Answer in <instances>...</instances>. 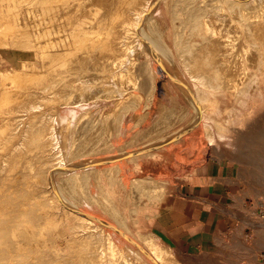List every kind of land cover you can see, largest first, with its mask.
I'll return each mask as SVG.
<instances>
[{"label":"rangeland","instance_id":"obj_1","mask_svg":"<svg viewBox=\"0 0 264 264\" xmlns=\"http://www.w3.org/2000/svg\"><path fill=\"white\" fill-rule=\"evenodd\" d=\"M262 3L0 0V264H264ZM171 144L211 167L184 217L157 173Z\"/></svg>","mask_w":264,"mask_h":264},{"label":"crops","instance_id":"obj_2","mask_svg":"<svg viewBox=\"0 0 264 264\" xmlns=\"http://www.w3.org/2000/svg\"><path fill=\"white\" fill-rule=\"evenodd\" d=\"M171 147H173L172 144L166 146L167 150L165 151L167 152L164 154L166 161L171 162V164L164 166L165 168L157 173L160 174L159 178H162L161 182H164L173 191L179 192L177 198L183 199L184 202L179 205L178 209H175V212L184 217L188 213L189 200H193L192 202L197 201L201 206L204 204V195L209 193L211 189V167L207 157L202 155L201 150L200 152L194 149L188 150L189 146H187L173 149V151L169 150ZM170 151L171 153H169ZM185 179L193 181L196 186H187L180 182ZM191 192H193V195Z\"/></svg>","mask_w":264,"mask_h":264},{"label":"bare ground","instance_id":"obj_3","mask_svg":"<svg viewBox=\"0 0 264 264\" xmlns=\"http://www.w3.org/2000/svg\"><path fill=\"white\" fill-rule=\"evenodd\" d=\"M262 2H263L262 4H264V0H262ZM262 7H263V6H262ZM263 8H264V7H263ZM263 8H262V9H263ZM145 9H146V8H145ZM144 11H145V10H144ZM134 13H135V12H134ZM146 14H147V13H144V12H143V13H135V14L131 15V16H133V17H132V22H129V21H128V20H129L128 18H127L128 20H127V19L124 20V18H123V20H122V22H121V23H122V26H119V28L121 27V30H123V31L121 32V31L119 30V32H120V34L124 32V33H123L124 36H123V34H122V35L120 36V39L123 38V41L129 40V39L131 40V39L134 38V37H133V36H135L134 34L137 35L138 33L142 32V31H141V30H143V29H142V24L144 23V20H145V18H146ZM125 16H126V15H125ZM127 16H128V14H127ZM147 16H148V15H147ZM128 17H129V16H128ZM129 18H130V17H129ZM120 19H121V18H120ZM116 21H117V20H116ZM120 21H121V20H120ZM226 22H227V21H226ZM228 22H230V21H228ZM115 24H116V22H115ZM144 24H146V23H144ZM215 25H216V24H215ZM260 25H261V24H260ZM117 26H118V25H117ZM213 26H214V24H213ZM255 26H256V25H255ZM257 26H258V24H257ZM262 26H263V24H262ZM219 27H220V25H219ZM219 27H218V29H219ZM115 28H116V27H115ZM119 28H118V29H119ZM216 28H217V26H216ZM260 28H261V27H260ZM263 28H264V27H263ZM207 29H208V28H207ZM254 29H255V28H254ZM213 30H214V29H213ZM256 30H258V29H256ZM233 31H234V30H233ZM261 31H262V28H261ZM263 31H264V30H263ZM263 31H262V32H263ZM235 32H236V31H235ZM254 32H255V31H254ZM217 33H219V32H217ZM217 33L214 34V32H213L214 35H216ZM257 33H258V32H257ZM263 33H264V32H263ZM230 34H231V33H230ZM261 34H262V33H261ZM218 35H219V34H218ZM218 35H217V36H218ZM220 35H221V36H220ZM220 35H219V37H217V36H216V37H217L218 39H221V38H222V34H220ZM233 35H234V33H233ZM233 35H231V36H232L231 39L229 38L230 41H227V40H225V41L230 42V43H232V42H235V43H236V38H238V37H237V33H236V36H235V35L233 36ZM259 35H260V34H259ZM262 35H264V34H262ZM122 36H123V37H122ZM137 36H141V35L138 34ZM238 36H239V35H238ZM121 37H122V38H121ZM135 37H136V36H135ZM214 37H215V36H214ZM258 37H259V36H258ZM120 39H119V40H120ZM135 39H137V38H135ZM135 39H133V40L131 41V43H133V44H127V41H126V45H125L124 42L121 41V43L123 44V45L121 46V47H122V50H121V51L123 52V50H124L123 53H124L125 56L123 57V56L121 55V57H123V58H122L121 62H119V63H120V66H121L122 64L124 65V63L126 64V63L128 62V61H126V60H127V58H128V54L131 53L132 51H134V50H133L134 43H136L137 41H140V40L135 41ZM139 39H140V38H139ZM143 39H144V38H143ZM226 39H227V38H226ZM262 39H263V38H262ZM146 40H147V39H146ZM146 40H145V41H146ZM213 40H214V39H213ZM223 40H224V38H223ZM134 41H135V42H134ZM152 41H153V40H152ZM140 42H141V41H140ZM223 42H224V41H223ZM237 42H238V41H237ZM263 42H264V41H263ZM115 43H117V42H115ZM137 43H138V42H137ZM137 43H136V44H137ZM157 43H158V42H157ZM235 43H234V44H235ZM118 44H120V43H118ZM143 44H144V43H143ZM158 44H160V43H158ZM225 44H226V43H225ZM236 44H237V43H236ZM240 44H241V43H240ZM110 45H112V44H110ZM116 45H117V44H116ZM229 45H230V44H227V45H226L227 48H228ZM231 45H232V44H231ZM231 45H230V46H231ZM114 46H115V45H114ZM135 46H136V45H135ZM159 46H160V45H159ZM162 46H163V45H162ZM222 46H223V45H222ZM226 46H224V47H226ZM234 46H235V45H234ZM237 46H238V45H237ZM115 47H116V46H115ZM121 47H120V48H121ZM163 47H164V46H163ZM163 47H162V48H163ZM238 47H239V46H238ZM238 47H237V48H238ZM110 48H112V47L109 46V49H110ZM118 48H119V47H118ZM135 48H136V47H135ZM135 48H134V49H135ZM162 48H161V49H162ZM231 48H232V46H231ZM158 49H159V47H158ZM245 49H246V48H244V50H245ZM118 50L120 51V49H118ZM118 50H117V51H118ZM235 50H236V49H235ZM235 50H234V51H235ZM239 50H240V49H239ZM244 50H243V51H244ZM113 51H114L113 54H117V53H115L116 50H113ZM117 51H116V52H117ZM121 51H120V52H121ZM158 51H161V50L159 49V50H157V52H158ZM247 51H248V49H247ZM61 52H62V51H60V53H61ZM111 52H112V49H111ZM231 52H233V48H232V51H231ZM236 52L238 53V51H236ZM133 53H135V51H134ZM154 53H155V52H154ZM162 53H163V52H162ZM166 53H168V52H166ZM243 53H244V52H243ZM103 54H104V53H103ZM111 54H112V53H111ZM111 54H110V55H111ZM135 54H136V53H135ZM135 54H134V56H135ZM158 54H160V52H158ZM158 54H157V55H158ZM163 54H165V53H163ZM234 54H235V52H234ZM245 54H246V53H245ZM155 55H156V53H155ZM160 55H161V56H159V55H158V56H159V57H162V54H160ZM238 55H239V53H238ZM243 55H244V54H243ZM106 56H107V55H106ZM106 56H103V57H106ZM129 56H130V54H129ZM132 56H133V55H131V57H132ZM158 56H157L156 58L159 59ZM246 57L248 58V57H249V54L246 55ZM132 58H134V57H132ZM163 58H164V56L162 57V59H163ZM233 58H234V57H233ZM249 58H251V57H249ZM249 58H248V59H249ZM106 59H107V58H106ZM108 59H109V58H108ZM117 59H119V58H117ZM120 59H121V58H120ZM164 59H166V55H165V58H164ZM164 59H163V60H164ZM167 59H168V58H167ZM236 59H237V60H236ZM128 60H129V59H128ZM163 60H161V61H163ZM243 60H244V59H243V56H242V57H237V58H235V61H236V62H235V63H236V66H235V67H236V72H234V73L232 72V74H233V78H232V77H231V78L227 77V76H229V75H226V72H227V71L225 72V75H226V77L229 79V81L232 80V79H233V80L235 79V78H234V75L237 73V71H238V72H242V71H241V68H242V67H245V65H242V67H241V64H244V63H242ZM250 60H251V59H250ZM93 61H94V60H93ZM99 61H100V60H99ZM104 61H105V60H104ZM106 61H107V60H106ZM158 61H159V60H158ZM252 61H253V60H252ZM252 61H251V62H252ZM108 62H109V60H108ZM116 62H117V61H116ZM167 62H168V61H167ZM244 62H246V63L248 64L250 61L248 62V61L246 60V61H244ZM96 63H97V62H96ZM134 63H135V62H134ZM165 63H166V62H165ZM222 63H223V62H222ZM84 64H85V63H84ZM109 64H110V63H109ZM116 64H117V63H116ZM116 64H115V65H116ZM127 64H128V63H127ZM166 64H167V63H166ZM169 64H170V63H169ZM169 64H168V65H169ZM106 65H107V64H106ZM129 65H130V64H129ZM129 65H128V66H129ZM83 66H84V65H83ZM90 66H92V65L90 64ZM90 66H89V68H90ZM246 66H247V65H246ZM112 67H113V66H112ZM85 68H86V67H85ZM91 68H92V67H91ZM104 68H105V67H104ZM125 68H126V67H124V69H125ZM169 68H170V67H169ZM245 68H246V67H245ZM81 69H82V68H81ZM83 69H84V67H83ZM86 69H87V68H86ZM99 69H100V68H99ZM108 69H110V68H108ZM120 69H121V68H120ZM89 70H90V69H89ZM91 70H92V69H91ZM94 70H95V69H94ZM126 70H127V69H126ZM128 70H129V69H128ZM172 70H173V69H172ZM219 70H220V69H219ZM242 70H243V69H242ZM81 71H82V70H81ZM95 71H96V70H95ZM95 71H94V72H95ZM92 72H93V71H92ZM228 73H229V71H228ZM119 74H123V73H119ZM95 75H96V74H95ZM86 76L88 77V76H90V75H86ZM118 76H119V75H118ZM121 76H122V75H120V77H121ZM123 76H124V75H123ZM235 76H237V75H235ZM120 77H119V78H120ZM226 77H225V78H226ZM238 77H239V75H238ZM240 77H241V76H240ZM242 77H243V76H242ZM76 78H77V77H76ZM81 78H82V77H81ZM83 78H84V77H83ZM83 78H82V79H83ZM130 78H131V77H130ZM136 78H137V77H136ZM227 78H226V79H227ZM86 79L92 81V80H94V76H93L92 78H91V76H90L89 78H86ZM86 79H85V80H86ZM122 79H123V77L121 78V82H122ZM124 79H125V78H124ZM194 79H196V78H194ZM228 79H227V80H228ZM85 80H84V81H85ZM58 81H60V80H58ZM71 81H72V80H71ZM79 81L83 83V81H81V79H79ZM79 81H78V82H79ZM90 81H88V82H90ZM124 81H125V80H124ZM131 81H132V80H131ZM135 81H136V80H135ZM179 81H180V80H179ZM60 82H61V81H60ZM80 82H79V83H80ZM118 82H119V81H118ZM127 82H128V81H127ZM230 82H231V81H230ZM90 83H91V82H90ZM113 83H115V82H113ZM119 83H120V82H119ZM122 83H124V82H122ZM131 83H132V82H131ZM133 83H135V82H133ZM136 83H137V82H136ZM136 83H135V84H136ZM178 83H179V82H178ZM67 84H68V83H66V85H67ZM72 84H73V82H72ZM75 84H77V83H75ZM73 85H74V84H73ZM79 85H80V84H79ZM118 85H119V84H118ZM120 85H123V84H120ZM180 85H181V83H180ZM182 85H183V84H182ZM75 86H76V85H75ZM126 86H127V84H126ZM123 87H124V86H123ZM65 88H66V87H65ZM121 88H122V87H121ZM123 89H125V88H123ZM76 90H77V89H76ZM153 90H154V89H153ZM92 91H93V90H92ZM125 93H126V92H125ZM117 94H118V93H117ZM127 99H128V98H125L124 101L126 102ZM139 99H140V100H139ZM139 99H138V100L141 102V98H139ZM140 102H139V103H140ZM137 103H138V102H137ZM194 103H195V102H194ZM197 103H198V102H197ZM195 106H196V105H195ZM197 106H200V105H197ZM197 106H196V107H197ZM197 108H200V107H197ZM198 113H199V111H198ZM200 113H202V108H200ZM110 124H111V123H110ZM209 130H211V129H209ZM207 132H208V129H207ZM209 132H210V134H212L211 131H209ZM209 132H208V133H209ZM212 136H213V134H212ZM210 141H211V140H210ZM211 143L213 144V142H211ZM86 164H87V163H86ZM86 166H87V165H86ZM60 168H61V167H60ZM67 206H69V205H67ZM69 207H70V206H69ZM82 217H83L82 220H83L84 222H86V223H88V224H91V225L93 224V220H92V218H90V217H88V216H85V215H83ZM153 238H155V239L157 240L158 237H157L156 235H153L152 239H153ZM112 239H113V238L110 237L109 242L112 244V246H115V243H114V241H113ZM158 239H159V238H158ZM113 248H114V247H113ZM116 249H117V248H116ZM116 249H114V253H115L114 255H117L118 250H116ZM147 249L150 251V253L153 255V257H155V258L157 259V261H159V262L165 263V260L169 259V258H168V255H169L170 253H168L167 247H165L164 244L160 245V243H159L157 246H155V245H153L152 243H148V242H147ZM169 250H170V249H169ZM126 263H127V262H126Z\"/></svg>","mask_w":264,"mask_h":264},{"label":"water","instance_id":"obj_4","mask_svg":"<svg viewBox=\"0 0 264 264\" xmlns=\"http://www.w3.org/2000/svg\"><path fill=\"white\" fill-rule=\"evenodd\" d=\"M84 168H85V167H84ZM75 169H76V168H75ZM75 169H74V170H75Z\"/></svg>","mask_w":264,"mask_h":264}]
</instances>
